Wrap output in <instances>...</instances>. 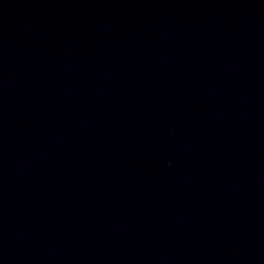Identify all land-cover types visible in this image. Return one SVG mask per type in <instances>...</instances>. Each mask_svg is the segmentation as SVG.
<instances>
[{
    "label": "water",
    "instance_id": "95a60500",
    "mask_svg": "<svg viewBox=\"0 0 264 264\" xmlns=\"http://www.w3.org/2000/svg\"><path fill=\"white\" fill-rule=\"evenodd\" d=\"M0 264H264V0H0Z\"/></svg>",
    "mask_w": 264,
    "mask_h": 264
}]
</instances>
